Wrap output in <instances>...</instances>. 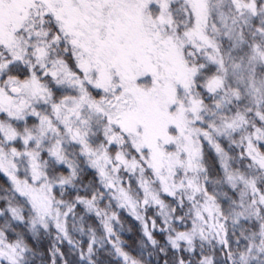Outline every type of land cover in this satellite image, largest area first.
I'll return each mask as SVG.
<instances>
[{
	"label": "snow or ice",
	"instance_id": "obj_1",
	"mask_svg": "<svg viewBox=\"0 0 264 264\" xmlns=\"http://www.w3.org/2000/svg\"><path fill=\"white\" fill-rule=\"evenodd\" d=\"M0 264H264V0H0Z\"/></svg>",
	"mask_w": 264,
	"mask_h": 264
}]
</instances>
